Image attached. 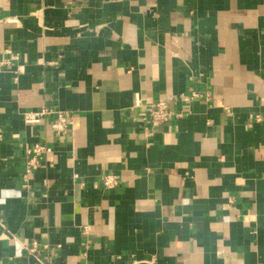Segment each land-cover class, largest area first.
<instances>
[{"label": "crops", "instance_id": "1", "mask_svg": "<svg viewBox=\"0 0 264 264\" xmlns=\"http://www.w3.org/2000/svg\"><path fill=\"white\" fill-rule=\"evenodd\" d=\"M0 223V264H264V0H0Z\"/></svg>", "mask_w": 264, "mask_h": 264}, {"label": "built area", "instance_id": "2", "mask_svg": "<svg viewBox=\"0 0 264 264\" xmlns=\"http://www.w3.org/2000/svg\"><path fill=\"white\" fill-rule=\"evenodd\" d=\"M7 53L9 58L1 62V66L5 68L10 67L12 61L17 59V56L13 55L11 51H8ZM179 100L187 104L198 100L209 102L211 100V94L201 88L191 87L188 93H183L177 98L171 97L167 100H158L147 105H143L140 100L136 101V107L144 108V117L149 123L144 134L146 141L154 136L157 128L171 122L173 119L181 118L183 116V112L174 111L171 107V104L174 101ZM48 116L54 117L52 128L58 134L67 132L74 126L73 116L70 112L48 108H43L35 112L23 113V121L26 125L40 124ZM257 119L260 120L259 117H257ZM51 152L52 148L45 144H35L26 149L24 156V169L21 174V187L23 189L29 190L31 188L35 173L41 167V159L44 155ZM101 183L105 190H114L119 187L120 178L114 174H105L101 177ZM25 249L29 256L37 257L40 246L35 242L30 248L26 246ZM43 249H48V246H43ZM37 260L43 264L40 259Z\"/></svg>", "mask_w": 264, "mask_h": 264}]
</instances>
